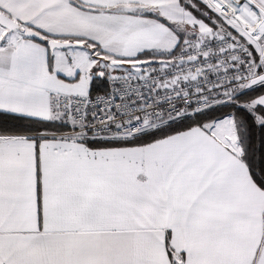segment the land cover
I'll list each match as a JSON object with an SVG mask.
<instances>
[{
    "label": "snow or ice",
    "instance_id": "snow-or-ice-1",
    "mask_svg": "<svg viewBox=\"0 0 264 264\" xmlns=\"http://www.w3.org/2000/svg\"><path fill=\"white\" fill-rule=\"evenodd\" d=\"M0 264H264V0H0Z\"/></svg>",
    "mask_w": 264,
    "mask_h": 264
}]
</instances>
